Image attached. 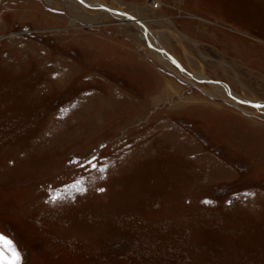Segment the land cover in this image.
<instances>
[{
  "label": "rangeland",
  "instance_id": "1",
  "mask_svg": "<svg viewBox=\"0 0 264 264\" xmlns=\"http://www.w3.org/2000/svg\"><path fill=\"white\" fill-rule=\"evenodd\" d=\"M121 1L245 100L134 25L0 0V234L19 264H264V0Z\"/></svg>",
  "mask_w": 264,
  "mask_h": 264
},
{
  "label": "bare ground",
  "instance_id": "2",
  "mask_svg": "<svg viewBox=\"0 0 264 264\" xmlns=\"http://www.w3.org/2000/svg\"><path fill=\"white\" fill-rule=\"evenodd\" d=\"M47 4L51 3V0H43ZM63 3V6L67 9L70 14L71 19L77 20H89L91 23H98V20L101 17L107 16L119 22L121 25H134L140 33L138 34L139 38L145 41L146 52L163 65L165 68L172 71L181 77L187 79L191 84L194 83V80H202L211 86L212 91L204 90L205 94L209 96L218 95L226 101L238 105L239 102L244 101L245 99L239 97L235 93L231 92L227 87L223 86L218 82H214L206 78L201 72L193 71L187 72L184 70L182 64L179 62L177 57L165 49L164 44L160 41L161 38L157 31H153L148 28L146 25V20H144L138 11H135L137 14L130 13L123 8V2L121 0H58ZM157 7L159 5L158 0ZM167 21H165L166 24ZM167 25H169L167 23ZM165 28V27H164ZM163 33V32H162ZM175 35L180 37L177 33L173 32ZM254 105H263L264 102H251Z\"/></svg>",
  "mask_w": 264,
  "mask_h": 264
},
{
  "label": "snow or ice",
  "instance_id": "3",
  "mask_svg": "<svg viewBox=\"0 0 264 264\" xmlns=\"http://www.w3.org/2000/svg\"><path fill=\"white\" fill-rule=\"evenodd\" d=\"M257 108H264V105H255ZM97 161L98 158L96 156H93L91 160L88 161V164L92 168H97ZM107 165H104L103 167L99 168V171L103 172L105 171V168ZM103 179V177H101ZM82 183L81 179L75 180L73 184L65 185V190L69 188H75L77 191L83 192L85 189L78 187ZM98 191H104V189H98ZM61 190L57 189L55 190V194L50 195L49 200L50 202H57L61 198ZM205 203H208L205 201ZM7 253V254H6ZM20 261V254L17 252L16 248L14 247L12 241L8 239L3 234H0V264H19Z\"/></svg>",
  "mask_w": 264,
  "mask_h": 264
},
{
  "label": "built area",
  "instance_id": "4",
  "mask_svg": "<svg viewBox=\"0 0 264 264\" xmlns=\"http://www.w3.org/2000/svg\"><path fill=\"white\" fill-rule=\"evenodd\" d=\"M150 2L152 3V5H156L155 1L150 0Z\"/></svg>",
  "mask_w": 264,
  "mask_h": 264
}]
</instances>
